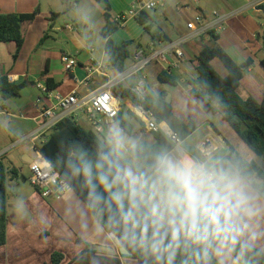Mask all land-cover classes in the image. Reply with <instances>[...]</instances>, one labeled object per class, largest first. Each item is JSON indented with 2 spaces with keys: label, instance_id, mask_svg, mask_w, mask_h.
<instances>
[{
  "label": "crops",
  "instance_id": "crops-1",
  "mask_svg": "<svg viewBox=\"0 0 264 264\" xmlns=\"http://www.w3.org/2000/svg\"><path fill=\"white\" fill-rule=\"evenodd\" d=\"M164 2L163 7L147 11L153 24L151 32L158 31L162 36L157 43H153L150 35L136 22L135 16L127 14L134 7V0H0V13L27 14L38 9L26 28L22 49L15 60V44L0 43V76H7L10 82L26 80L32 83L24 87L18 96L6 101L0 99V160L6 168H14L18 172V176L9 179L6 184V242L0 246V264H49L54 253L62 255L60 264H140L131 257L119 255L120 244L116 237L104 231L73 190L60 198L42 197L28 181L29 164L42 158L38 145L50 131L44 129L43 121L38 117L41 106L48 104L43 97L42 87L46 88V84L41 77L46 69V77L55 85L52 92L61 95L75 92L78 99H87L108 80L131 90L138 78L132 76L122 80L121 75L130 70L136 50L147 51L151 46L170 50L177 45L183 59L177 61V68L170 71L175 85L157 80L158 73L167 64L152 63L140 76L144 78L146 94L165 92L173 115L185 123L193 121L196 124V130L182 140L183 156L208 163L213 169L228 154L231 146L246 161H254L264 170V161L247 147L220 112L212 110L191 94L198 77L192 62L200 50L210 44L212 35L217 37L215 44L236 65L249 61L243 74L251 84L250 89L257 95L262 93L264 0ZM106 12L111 22L116 16L125 15L110 36L111 40L117 45L133 42L129 47L130 58L125 62L122 73L110 65L104 50L105 41L100 35ZM64 52L76 60V67L69 73L61 62ZM168 60L169 63L173 61L172 58ZM210 65L220 77L227 76L228 72L219 59H212ZM114 96L119 100L121 109L132 112L134 106L131 103ZM72 112L70 118L73 117L77 125L92 130L85 115L77 110ZM130 123L132 130L129 135L121 130L125 142L122 150L126 156L133 143H153L151 133L144 129L140 121L131 119ZM30 136L35 138L36 149H32ZM203 144L208 147L207 156L200 152ZM6 161L9 165H5ZM237 179L239 189L256 210L241 243L254 231L258 234L254 248L264 252V199L250 182ZM90 244L109 247L114 252L93 253L88 249ZM214 248L211 253L218 264ZM222 259L224 264H240L227 249Z\"/></svg>",
  "mask_w": 264,
  "mask_h": 264
},
{
  "label": "trees",
  "instance_id": "trees-1",
  "mask_svg": "<svg viewBox=\"0 0 264 264\" xmlns=\"http://www.w3.org/2000/svg\"><path fill=\"white\" fill-rule=\"evenodd\" d=\"M106 10H108V6H106ZM37 13L38 9L27 14L0 13V43L13 42L15 44L14 60L22 49L26 28ZM135 20L143 27L144 32L150 35L152 42L162 38L158 31L151 32L153 24L147 11L138 13ZM119 26L120 23L109 20V15L106 12L100 35L105 41L104 50L110 65L122 73L125 71V62L130 58L129 47L133 42L128 41L117 45L111 40L110 36ZM216 40L217 37L212 35L210 44L203 47L192 62L198 77L193 83L191 94L212 110L219 111L222 118L247 147L264 161V90L260 95H257V92L250 89L251 84L243 74L249 61L241 66L236 65L215 44ZM214 58L219 59L226 68L228 72L226 77H220L210 65V61ZM47 73L46 69L41 77L45 81L46 89L51 91L55 85L46 77ZM157 80L160 83L175 85L173 77L166 71L158 73ZM30 84L32 83L26 80L21 83L10 82L7 76L2 75L0 76V99L6 101L11 97H16L24 87ZM112 91L121 101H127L134 107L140 105L152 112L156 122L167 124L181 141L196 130V124L193 121L185 123L173 115L165 92L147 93L143 100H139L130 89L121 83L114 85ZM131 119L138 120L133 112L119 107L115 120L128 135L132 130ZM150 133L153 143L148 144L142 141L136 144L135 149L130 147L127 150V158L124 159L114 152V148L108 140L92 130L83 129L71 118H63L51 128L45 141L38 145V150L88 206L89 211L104 231L114 234L129 249L133 260L140 264H168L169 252L162 251L159 254H153L151 250V229L142 243L140 230L137 228L133 231L130 223L127 225L124 223L123 213L111 200V193L117 191L119 186H113L110 190H106L99 182V175L101 172L107 171V164L102 169L96 167L98 163H103L102 156H108L112 160H118L122 167L131 168L137 175L140 173L152 175L155 157L162 153L168 154L173 148V143L161 132ZM85 166H89L91 169V175L88 177L84 175ZM213 170L226 173L230 178H241L250 182L258 195L264 199V170L254 161H246L233 147L229 146L228 154L214 165ZM114 171L113 169V175ZM17 176L16 169L6 168L0 160V246L6 242V184L9 179H15ZM111 179L112 176H109V182ZM97 197L100 198L99 202H97ZM128 207V201L125 199L124 212L128 210ZM167 243L168 240L165 241V245ZM185 245L186 242L181 237L180 247L172 258V264H204L203 260L197 262L195 259L193 246L190 242L187 250H185ZM195 250L199 251L198 248ZM157 255L160 256L159 260ZM231 255L240 264H264V252L253 248L251 252H245L241 256L239 243ZM62 259L61 254L54 253L49 264H60ZM208 264H216L211 250L209 251Z\"/></svg>",
  "mask_w": 264,
  "mask_h": 264
},
{
  "label": "clouds",
  "instance_id": "clouds-1",
  "mask_svg": "<svg viewBox=\"0 0 264 264\" xmlns=\"http://www.w3.org/2000/svg\"><path fill=\"white\" fill-rule=\"evenodd\" d=\"M111 135L114 152L119 155L125 147L124 139L118 129H113ZM135 147L133 143L132 148ZM101 160L103 163H98L97 169L107 164V171L101 172L99 182L106 190L119 186L111 193V200L123 213L124 223H130L133 231L140 230L142 243L151 229V250L153 254L169 252L168 264H172L181 237L186 242L185 250L190 242L195 259L203 260L204 264H208L209 251L214 245L218 264H224L225 249L231 253L238 243L241 256L255 247L258 234L254 231L241 243L256 210L239 189L237 178H230L213 170L208 163L187 155L181 158L165 153L157 155L152 175H137L108 156H102ZM84 175H91L89 166H85ZM109 176H112L111 182ZM96 199L99 202L100 198ZM125 199L129 205L126 212Z\"/></svg>",
  "mask_w": 264,
  "mask_h": 264
},
{
  "label": "built area",
  "instance_id": "built-area-1",
  "mask_svg": "<svg viewBox=\"0 0 264 264\" xmlns=\"http://www.w3.org/2000/svg\"><path fill=\"white\" fill-rule=\"evenodd\" d=\"M165 5L164 0H134V7H132L127 14L136 16L141 11H149L157 7H163ZM125 15H119L113 18L112 22L122 23ZM156 42L153 43H157ZM172 58V62L169 60ZM183 59V53L177 45H174L170 50L154 49L153 46L149 47L147 51L136 50L132 56V66L128 72L122 74V80L125 78L136 76L138 78L135 85L131 88V91L137 96L139 100H143L146 95L145 81L140 73L150 64L158 63L161 65L167 64L168 66L163 69L170 74L171 69L177 68V61ZM61 62L66 72H72L76 67V60L68 53H62ZM115 82L112 80L106 81L100 88L93 92L87 99H78L75 92H71L67 95H61L57 92L48 91L42 87L44 93V99L48 101V104L42 105L39 110V118L43 121L45 130H51V128L61 119L70 118L73 113L72 110L85 115L90 126L98 133H103L104 138L110 143L114 144L112 138V130L118 129L121 132V128L115 120L119 109V100L114 96L112 87ZM132 112L137 116L138 120L142 123L144 129L148 132H161L173 143V148L169 151L168 155L173 158H181L183 156V150L181 147L182 141L177 138L173 131L167 124H158L152 112L142 108L140 105L132 107ZM138 110L141 116L135 111ZM73 119V117L71 118ZM74 120V119H73ZM101 133V134H102ZM29 142L32 149H36L34 146V137L30 136ZM45 141L43 138L42 143ZM37 151V150H36ZM38 152V151H37ZM203 156H207L209 153L208 147L203 144L201 151ZM30 175L28 181L30 184L40 193L42 197L53 196L60 198L67 192L73 190L69 183L63 179L54 167L41 158L38 161H33L29 164Z\"/></svg>",
  "mask_w": 264,
  "mask_h": 264
},
{
  "label": "water",
  "instance_id": "water-1",
  "mask_svg": "<svg viewBox=\"0 0 264 264\" xmlns=\"http://www.w3.org/2000/svg\"><path fill=\"white\" fill-rule=\"evenodd\" d=\"M119 125V124H118ZM121 128V127H120ZM122 129V128H121ZM40 154V153H39ZM41 155V154H40ZM42 156V155H41ZM43 158V157H42ZM114 235V234H113ZM115 236V235H114ZM116 237V236H115ZM116 239L118 240L120 247L118 248V253L120 256L123 257H131V252L129 251V249L122 244L119 239L116 237ZM89 251L91 252H100V253H107V254H112L114 252V249L109 248V247H102V246H97V245H93L90 244L88 246Z\"/></svg>",
  "mask_w": 264,
  "mask_h": 264
},
{
  "label": "rangeland",
  "instance_id": "rangeland-1",
  "mask_svg": "<svg viewBox=\"0 0 264 264\" xmlns=\"http://www.w3.org/2000/svg\"><path fill=\"white\" fill-rule=\"evenodd\" d=\"M80 116H82V115H80ZM92 131H94L97 135H99V136H101V137H103V138L105 137L104 134H103L102 132H101L102 134H101V133H98V132H96L94 129H92ZM125 138H129V137H128V136H125ZM113 148H114V147H113ZM119 155H120L122 158H124V159L127 158V156L125 155V153H124L123 150H121V152H120ZM5 165H9V163L6 161V162H5ZM128 168H129V167H128Z\"/></svg>",
  "mask_w": 264,
  "mask_h": 264
},
{
  "label": "bare ground",
  "instance_id": "bare-ground-1",
  "mask_svg": "<svg viewBox=\"0 0 264 264\" xmlns=\"http://www.w3.org/2000/svg\"><path fill=\"white\" fill-rule=\"evenodd\" d=\"M135 111L138 113L139 116H141V113L138 110H135Z\"/></svg>",
  "mask_w": 264,
  "mask_h": 264
}]
</instances>
